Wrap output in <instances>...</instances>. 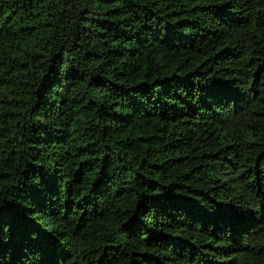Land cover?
I'll list each match as a JSON object with an SVG mask.
<instances>
[{
    "label": "trees",
    "instance_id": "1",
    "mask_svg": "<svg viewBox=\"0 0 264 264\" xmlns=\"http://www.w3.org/2000/svg\"><path fill=\"white\" fill-rule=\"evenodd\" d=\"M0 264H264V0H0Z\"/></svg>",
    "mask_w": 264,
    "mask_h": 264
}]
</instances>
